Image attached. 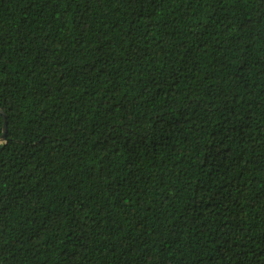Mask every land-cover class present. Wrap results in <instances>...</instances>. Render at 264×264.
<instances>
[{"label":"trees","instance_id":"obj_1","mask_svg":"<svg viewBox=\"0 0 264 264\" xmlns=\"http://www.w3.org/2000/svg\"><path fill=\"white\" fill-rule=\"evenodd\" d=\"M0 264H264V0H0Z\"/></svg>","mask_w":264,"mask_h":264},{"label":"water","instance_id":"obj_2","mask_svg":"<svg viewBox=\"0 0 264 264\" xmlns=\"http://www.w3.org/2000/svg\"><path fill=\"white\" fill-rule=\"evenodd\" d=\"M6 133H7V124L5 125L4 139H6Z\"/></svg>","mask_w":264,"mask_h":264}]
</instances>
